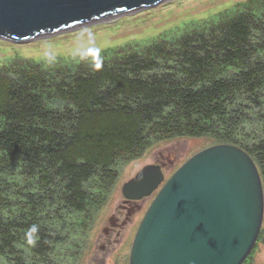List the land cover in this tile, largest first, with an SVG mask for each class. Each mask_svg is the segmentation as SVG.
Masks as SVG:
<instances>
[{
	"label": "trees",
	"instance_id": "16d2710c",
	"mask_svg": "<svg viewBox=\"0 0 264 264\" xmlns=\"http://www.w3.org/2000/svg\"><path fill=\"white\" fill-rule=\"evenodd\" d=\"M184 24L78 63L0 62V264L72 263L122 170L161 141L239 146L264 184V0Z\"/></svg>",
	"mask_w": 264,
	"mask_h": 264
},
{
	"label": "water",
	"instance_id": "95a60500",
	"mask_svg": "<svg viewBox=\"0 0 264 264\" xmlns=\"http://www.w3.org/2000/svg\"><path fill=\"white\" fill-rule=\"evenodd\" d=\"M171 0H0V40L27 44L114 20ZM147 165L126 200L152 199L129 264H244L264 221L260 168L243 148L218 144L181 165Z\"/></svg>",
	"mask_w": 264,
	"mask_h": 264
},
{
	"label": "rangeland",
	"instance_id": "374dc122",
	"mask_svg": "<svg viewBox=\"0 0 264 264\" xmlns=\"http://www.w3.org/2000/svg\"><path fill=\"white\" fill-rule=\"evenodd\" d=\"M245 1L248 0H171L149 10L120 17L111 23L33 43L13 44L0 40V62L22 59L48 66L54 63H78L82 59L96 58L120 50L138 49L156 41L165 32L178 30L184 23L197 19L203 22ZM218 144L222 143L205 136L172 138L154 144L143 156L130 162L122 170L88 233L80 240L81 249L70 264H129L136 232L152 199L147 200L133 222L120 229L119 237L110 235L111 238L108 239L106 230L113 228L110 221L123 200L124 185L145 166L154 165L158 160L170 164L168 167L171 168L166 172L167 180L192 156ZM262 231L264 233V221ZM260 240L262 241L257 244L250 264H264V240Z\"/></svg>",
	"mask_w": 264,
	"mask_h": 264
},
{
	"label": "flooded vegetation",
	"instance_id": "af4514ba",
	"mask_svg": "<svg viewBox=\"0 0 264 264\" xmlns=\"http://www.w3.org/2000/svg\"><path fill=\"white\" fill-rule=\"evenodd\" d=\"M158 165H164L166 167L170 166L167 165V161H156ZM123 195V191H122ZM147 201H129L126 200V198L123 195V200L121 204H118V207L116 208V215L113 216L112 221H110V224L113 228H108L106 230V233L108 234V239L111 238L110 235H115L117 237L120 236V229L125 227L128 223L133 222L135 217L143 210V207ZM106 234V235H107Z\"/></svg>",
	"mask_w": 264,
	"mask_h": 264
},
{
	"label": "clouds",
	"instance_id": "9594fccd",
	"mask_svg": "<svg viewBox=\"0 0 264 264\" xmlns=\"http://www.w3.org/2000/svg\"><path fill=\"white\" fill-rule=\"evenodd\" d=\"M254 159V158H253ZM256 162V161H255ZM257 163V162H256ZM258 165V164H257ZM259 167V166H258Z\"/></svg>",
	"mask_w": 264,
	"mask_h": 264
}]
</instances>
